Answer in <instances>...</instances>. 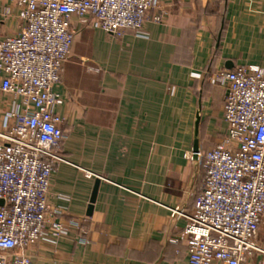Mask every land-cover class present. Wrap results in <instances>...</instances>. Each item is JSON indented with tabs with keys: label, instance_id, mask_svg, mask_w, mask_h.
I'll return each mask as SVG.
<instances>
[{
	"label": "crops",
	"instance_id": "obj_1",
	"mask_svg": "<svg viewBox=\"0 0 264 264\" xmlns=\"http://www.w3.org/2000/svg\"><path fill=\"white\" fill-rule=\"evenodd\" d=\"M160 1L168 9L161 22L146 23L145 37L71 19L70 56L53 88L65 161L52 172L49 201L64 219L83 220L87 240L72 233L34 244L37 264H190L185 243L171 240L185 223L171 209L192 210L203 172L191 151L226 132L227 88L209 75L264 67V0ZM19 24L18 7L0 0V38ZM10 108L0 93V131ZM256 242L264 247V225ZM248 264H264V254Z\"/></svg>",
	"mask_w": 264,
	"mask_h": 264
},
{
	"label": "built area",
	"instance_id": "obj_2",
	"mask_svg": "<svg viewBox=\"0 0 264 264\" xmlns=\"http://www.w3.org/2000/svg\"><path fill=\"white\" fill-rule=\"evenodd\" d=\"M11 2L20 24L0 38V93L11 97L0 131V264H37L29 252L34 244L72 233L79 243L87 240L83 220L64 219L49 201L52 172L65 161L53 88L70 56L71 19L115 37L125 29L145 37L146 23L161 22L168 8L160 0ZM209 79L227 88L226 132L212 147L191 151L203 179L190 212L171 209L185 220L171 240L185 243L190 264H248L254 253L264 254L256 242L264 225V67L217 69Z\"/></svg>",
	"mask_w": 264,
	"mask_h": 264
},
{
	"label": "water",
	"instance_id": "obj_3",
	"mask_svg": "<svg viewBox=\"0 0 264 264\" xmlns=\"http://www.w3.org/2000/svg\"><path fill=\"white\" fill-rule=\"evenodd\" d=\"M195 149H196V148H195ZM195 149H194V150H195ZM97 182H98V180L96 179V180H95V185H94L93 191H92V193H91L90 204H89V206H88V214L91 212L92 203H93V201H94V199H95V193H96ZM2 204H3V199L0 198V205H2Z\"/></svg>",
	"mask_w": 264,
	"mask_h": 264
}]
</instances>
